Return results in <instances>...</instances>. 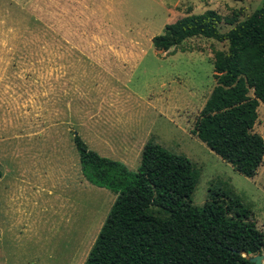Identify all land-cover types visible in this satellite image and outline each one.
I'll return each instance as SVG.
<instances>
[{"label": "rangeland", "instance_id": "obj_1", "mask_svg": "<svg viewBox=\"0 0 264 264\" xmlns=\"http://www.w3.org/2000/svg\"><path fill=\"white\" fill-rule=\"evenodd\" d=\"M260 3L0 0V36L7 32L14 52L0 59V264L84 261L114 195L81 174L74 133L129 171L146 140L185 155L198 172L192 205L208 188L224 189L264 233V156L245 177L191 133L214 85L213 51L226 42L196 36L162 52L150 41L179 17L212 9L241 20ZM50 51L60 53L51 59ZM256 110L252 131L264 140V105Z\"/></svg>", "mask_w": 264, "mask_h": 264}, {"label": "trees", "instance_id": "obj_2", "mask_svg": "<svg viewBox=\"0 0 264 264\" xmlns=\"http://www.w3.org/2000/svg\"><path fill=\"white\" fill-rule=\"evenodd\" d=\"M237 17L206 9L165 24L150 41L162 52L196 36L226 42L213 51L214 85L191 133L236 172L252 177L264 156V140L252 131L257 106L264 105V0L247 17ZM222 21L230 26L224 32ZM72 141L84 178L114 195L82 264H253L247 257L261 253L264 233L237 195L208 188L201 206L191 204L198 172L185 155L146 140L129 171L89 149L78 134Z\"/></svg>", "mask_w": 264, "mask_h": 264}, {"label": "crops", "instance_id": "obj_3", "mask_svg": "<svg viewBox=\"0 0 264 264\" xmlns=\"http://www.w3.org/2000/svg\"><path fill=\"white\" fill-rule=\"evenodd\" d=\"M2 26H6L5 25V22H4V24H1V22H0V27H2ZM3 33H4L3 36H0V59H6V57L8 55H12L14 53V52H11V51H9L7 49L8 48L7 43H8V39L10 37H8V35L6 34L7 33L6 31H3ZM59 53L60 52L50 51V52H47L46 54H47V58L53 59L54 58V55H57ZM61 54H62V56H63L64 59L67 58V56L68 57L70 56V53H66L65 51L61 52ZM63 69H65V65H64ZM53 91L54 90L52 89L51 90V93L52 94H53ZM49 98H50V96H49ZM52 113H53V111H52ZM37 133L38 132H36V134H35L36 136H37ZM15 136L16 137L17 136L19 137V134H16ZM142 145L143 144L141 142L138 144V152H139V150L141 151ZM138 152H136V154H135V157H136V160L135 161L136 162H137V154H138ZM123 158H124L123 159L124 160L123 162H125V163H127V162L133 163L132 162V159L131 158H128V156L127 157H123ZM136 162L134 164H136ZM0 177H1V175H0ZM111 197H113V200H114V196H111ZM113 200L111 202H113Z\"/></svg>", "mask_w": 264, "mask_h": 264}, {"label": "water", "instance_id": "obj_4", "mask_svg": "<svg viewBox=\"0 0 264 264\" xmlns=\"http://www.w3.org/2000/svg\"><path fill=\"white\" fill-rule=\"evenodd\" d=\"M263 257H264V256H263L261 253H259V254L249 255V256L247 257V260H248L249 262H252L253 264H260V261H261V259H262Z\"/></svg>", "mask_w": 264, "mask_h": 264}]
</instances>
